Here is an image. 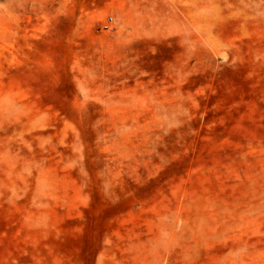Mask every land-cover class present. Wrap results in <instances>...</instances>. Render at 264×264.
I'll return each instance as SVG.
<instances>
[{
    "label": "rangeland",
    "instance_id": "obj_1",
    "mask_svg": "<svg viewBox=\"0 0 264 264\" xmlns=\"http://www.w3.org/2000/svg\"><path fill=\"white\" fill-rule=\"evenodd\" d=\"M0 264H264V0H0Z\"/></svg>",
    "mask_w": 264,
    "mask_h": 264
},
{
    "label": "built area",
    "instance_id": "obj_2",
    "mask_svg": "<svg viewBox=\"0 0 264 264\" xmlns=\"http://www.w3.org/2000/svg\"><path fill=\"white\" fill-rule=\"evenodd\" d=\"M112 21V18L110 17L108 20H107V23L104 25V28L105 29H108L109 28V24L111 23Z\"/></svg>",
    "mask_w": 264,
    "mask_h": 264
}]
</instances>
